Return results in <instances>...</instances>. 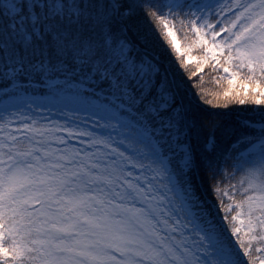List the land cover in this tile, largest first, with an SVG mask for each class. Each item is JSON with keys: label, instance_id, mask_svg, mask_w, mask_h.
Masks as SVG:
<instances>
[{"label": "snow or ice", "instance_id": "obj_1", "mask_svg": "<svg viewBox=\"0 0 264 264\" xmlns=\"http://www.w3.org/2000/svg\"><path fill=\"white\" fill-rule=\"evenodd\" d=\"M245 261L264 264V0H0V264Z\"/></svg>", "mask_w": 264, "mask_h": 264}, {"label": "trees", "instance_id": "obj_2", "mask_svg": "<svg viewBox=\"0 0 264 264\" xmlns=\"http://www.w3.org/2000/svg\"><path fill=\"white\" fill-rule=\"evenodd\" d=\"M178 36L183 41L185 39L186 34L182 30H180V31H178ZM161 43H163V40H161ZM187 72H195V66L192 64H189L187 66V71L184 72V78L185 79L188 78ZM202 73H203V75H201V73H196V75L191 77V80L195 81L198 87H202L204 89V94H205L206 99L209 98V96L207 95L208 93H215L217 91L223 90V82L221 81L220 84H216L212 79V77L215 76L216 79L219 80L220 77H219L218 71H216V72L211 71L209 69V65L206 64L204 66V68L202 69ZM189 87H192L191 83L189 84ZM193 93L195 94V88H193ZM210 98L213 99V101L215 102L216 97L214 95L211 96ZM203 106L207 107V108L212 107L211 105H203ZM230 106L231 107H237L238 105H230ZM246 106L251 107L252 105H246ZM240 107H243V106H240ZM212 199L214 200L215 197H212ZM217 210H218V208H217ZM245 264H246V261H245Z\"/></svg>", "mask_w": 264, "mask_h": 264}]
</instances>
